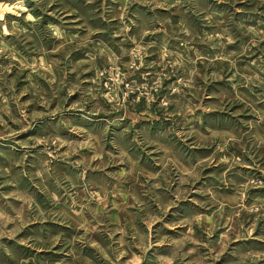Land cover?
<instances>
[{
    "label": "rangeland",
    "instance_id": "obj_1",
    "mask_svg": "<svg viewBox=\"0 0 264 264\" xmlns=\"http://www.w3.org/2000/svg\"><path fill=\"white\" fill-rule=\"evenodd\" d=\"M0 264H264V0H0Z\"/></svg>",
    "mask_w": 264,
    "mask_h": 264
}]
</instances>
